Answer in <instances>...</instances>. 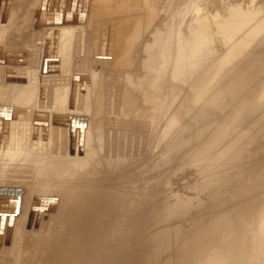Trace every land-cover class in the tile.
Listing matches in <instances>:
<instances>
[{
  "label": "rangeland",
  "instance_id": "rangeland-1",
  "mask_svg": "<svg viewBox=\"0 0 264 264\" xmlns=\"http://www.w3.org/2000/svg\"><path fill=\"white\" fill-rule=\"evenodd\" d=\"M41 1L42 0H38L39 4L45 2V0H43L42 2ZM78 2L79 1H77L76 9L73 10L74 12L73 15H69L68 11H72V9H71V6L67 5L68 0H65L64 2L61 3L63 11L62 13H60V15L63 16L64 18H67L66 20L68 24L70 23L72 25V26L70 25V30H68L66 34L64 33L62 34L63 39L65 40L63 42H66L69 40L72 43V45H77L75 47H80V49L83 47L82 49L84 50V53H83L84 60H82L83 63L81 62L79 64L68 63L69 65L62 64L64 68H71L73 66L74 72L68 76L69 78L61 82L56 87H53L52 85L48 86V88L50 87L48 91H45V92L38 91L34 93L32 92L26 93V91H28V89L30 88L28 84L29 81H26V79L30 80L31 78H35L36 80H39L40 77H37V76L33 77V75H29L28 73L27 77H25L22 81L19 80V78L28 69L26 67H23L21 63L11 65L9 68H6V70H3V73H0V86L2 85L0 89V188L7 187V188H12V189H20L22 191L21 199L13 200L14 198H12L10 200L7 199L4 202V210H7L8 212L4 220L8 219V217L9 219L10 217H13L10 221L16 224L18 223L17 224L18 226L23 224L21 223L23 220L25 226L28 227L30 224L29 227H31L32 224L28 223L31 216L29 218L27 217L29 216V214L32 213V211L34 212V211H37L43 208L47 209L48 207L51 208L50 210H46L47 213H45V216L41 214L43 216H41L37 220V222L39 221L42 223V227L44 225L46 226V227L45 226L43 227L42 234H41V231L37 229L35 231V234L31 232L32 236H30V232L29 234H27L28 232L27 233L25 232L27 236L25 235L26 237H22V240L25 242V244L27 243L34 244L36 248L40 246H41L40 248H43L42 250L38 249L39 254L41 253L42 255L37 254L38 256H36V252H34L35 256L31 257L32 259H30V264H32V262L34 264H40L39 260L43 258L45 253L47 255V256L45 255L46 258H48V254L53 245V241L55 240V237L57 238L59 235L61 237V235L63 234V233L60 234L59 230L57 234H54V231H56V228L60 226L63 229L62 232H64L63 227H65L67 224L70 223L69 220L71 221V219H73L72 218L73 211H74L73 215L76 218V219L74 218L73 220H75L76 223L77 222L79 223V225L78 224L77 225L78 227L81 228V231L84 233L86 232V228L88 226H92L94 224L99 230L107 222L110 223L109 225H111L113 221L111 222L108 221L109 219H107V217L104 218L102 221L99 220L100 213H98L97 205L94 204V202H92L91 204L89 203L86 204L87 206L86 205L84 206L86 209L85 210L82 207H77V204H78L77 201L80 200L82 196L80 197L79 195L74 193L75 196L71 198L69 201L67 200V198L70 197L68 194L72 192L71 190L76 189L81 186H82V189L86 192L85 194H89L90 191L94 189V187L96 186L98 188L96 193L106 191L108 192L107 199L113 198V195H114L113 192L115 191L112 185L110 187V183L112 182L113 185L118 188V190L121 188L120 189L122 190L121 195L125 196L124 198L125 202H124V207L120 208V210H118L117 212V215H116L117 221H115L110 226V228H106L105 230V234L107 235L106 236V247H103L102 243L99 245L100 247L97 245L98 235L99 233L102 232V231L97 230L98 233L92 235L91 236L93 237L92 239L90 237L91 242L93 243L94 241L93 248H92V245H90L92 244L90 243V241L81 240L82 245L80 244L81 248H80L79 253L76 252V253L69 255V258L68 260H65L66 261L65 263H64V259L61 258L60 259L61 263L56 262L55 264H87L88 260H90L88 264H93V263L103 264L104 262H106L105 259L101 258L104 255V252L106 254L107 262L114 264L115 262H118L123 257L125 260H128L130 254L132 253L131 255H133V252L135 253V251L136 252L141 251V254L143 255L146 254L148 250L146 249L147 243L145 242H149V244L152 243L151 248H150V255L146 258V262H144L145 260L143 259V256L140 257L138 255L137 259L135 258L137 260L136 261L137 264H172L174 262H178L186 258L187 259L183 261L182 264H197V261H199L202 258V255L200 256L201 248L199 249L198 244L203 243L204 241L196 240L195 236L192 234L191 239H187V241H184V238H182L181 239L182 243H179V240H178L179 237L176 238V236L174 237V235H176L178 231H179V234L181 233V235H184L186 230L182 227V225L180 226L178 221L177 222L175 221L177 219L179 220L180 218L164 216V219H161L163 205L164 206L165 204L168 205L167 202L169 201V198L172 201L177 200L179 198L183 199L186 203L185 205L186 209H184L181 213L185 214V211L191 209L189 211L191 212L190 214L191 215L195 214V218H198L199 220V223H198L199 225L196 229L197 231L203 228L207 224V220L213 214L214 215L212 217L217 215V209L221 208L219 204H222V201L224 203L227 201V199L229 200L235 197L233 194L234 193L233 187L238 184L237 181L222 180L220 176H217L214 179V184L217 188L216 194L212 196H208L207 192L209 190V187L208 186L205 188H200V186L197 187V184L195 183V178H194V171L189 166L190 158H188V156L193 154L195 152V149H197L195 144H197L198 141L202 140L203 138L202 136L204 133L211 130L213 127H215L217 129V132H220L222 136L231 134L240 140H243V136H244L247 139L245 146L250 149L252 148L253 150V152L248 151V153L245 152L246 150L245 147L243 150L242 149L237 150V154L232 162L233 163L232 169L235 171V169L237 168L236 169L237 171L239 169L240 162L243 163L246 158L244 156H249L248 160H250V163L248 166H250L251 171L254 172V182L258 181L259 183L260 180L262 181L258 184L259 187L257 186V184L253 182V178H251L252 180L251 182L253 183V185L247 180L245 183V185L246 184L248 186L251 185L250 188L246 187L247 186L246 185L245 186L246 188H248L249 190L253 189V191H251L252 196H253L252 199L256 197L257 199H254V201L251 200V203H249V201H246V203L245 204L243 203L240 207L241 209L247 207L249 210V214H252V211L261 203L260 198H261V195L264 193V188H263L264 186V110L260 109L262 108V105L259 107L255 105V103L260 102V98L258 96L260 95L261 91L258 88H256L254 92L252 90L246 91L248 95L255 97L247 101L248 105H245V102L240 103L239 105L235 106L230 112L223 113L222 109L221 111L220 109L216 110L213 104L215 79L211 78L210 76H201V75L198 76L197 74H188L189 71H187L186 69H183L186 71L184 72V74L183 73L180 74V76L182 77L177 76V75L169 76L168 79L171 85L167 86L166 88L167 100L164 102L162 106V112L159 115V117L156 119V121L154 122L151 129L148 124L152 119L150 117L147 118V121H146V119L143 118L144 116L134 115L135 117L134 118L133 116L128 115L129 119H126L128 118V116H126V113L123 111L122 107L121 109H120V106L118 107V104L124 107V105L128 101H125L126 102L125 104L124 103L122 104L121 101L118 103V100L120 98L117 96L115 98V95H114V91L116 92V89H117L116 86L118 87L120 86L119 83L121 84V82H118V81H121V78H119L118 76L123 75L122 74L123 70L116 65V62L114 60H111L113 58V55L116 54V52L118 53L123 48L126 42H129L130 40H135L134 48L129 53L128 58H126V60L124 61L125 64L127 63L131 65L141 64L142 67L147 68L149 57L153 56L154 58H158V59L165 58L170 53V40L166 38L162 33L163 32L172 33V28L174 27V24L176 23L178 19H182V18L187 19L191 15H193V19H196L197 15L196 14L194 15L193 13L196 10V6H197L196 4L197 2H199V0H127V1L126 0H122V1L120 0H88V7L86 10V13L84 14H83V12L85 11L83 7L84 0L82 3V7H81V4L79 5ZM112 2H114V5H116L114 6V8L112 7L113 6ZM216 3L220 5L218 10L211 11V13L208 14V11L206 9L208 6H211V4L207 3L208 6L206 5L203 8V12L200 14V16L205 19L210 15L209 17H211L212 19L211 18L207 19V21L213 22V16H215L217 12L219 11L222 12L223 17H225L227 14L226 13L227 9L233 6H241L245 10L247 9V11H250L252 13L257 12L260 8L264 9V0H255V1L254 0H218V2ZM105 4L108 5L109 7H112L111 8L113 9L112 11L115 10L117 14L119 13L118 15H120L121 17L130 14L129 15L130 19L133 18L132 24L136 23L134 27H137L139 24H141V22H144L143 24L137 27L138 32L141 31L140 32L141 34L138 36V38L132 34H128L126 36V39H124V43L121 41V44L123 43L122 45L120 46L114 45L116 49L110 50V51L105 49L107 46L105 42H100V44L95 45L94 42L91 41V38L89 37L88 34H86V31H85L86 25L91 21V19L94 20L96 23L115 27V22L114 23L108 22L107 14L105 13V11L102 10ZM121 4L123 6H121ZM124 5L127 8L130 6L127 11H124L126 10L125 9L126 7ZM134 5H136L137 7ZM216 6L217 5L211 6V8L215 9L214 7ZM28 7L34 8L35 6L31 5ZM116 7H118V9ZM121 7L123 9L119 10V8ZM17 8L22 9L21 6L19 7L17 6ZM153 8H156L157 11L156 9L154 11ZM111 13H115V12H111ZM117 14L116 16H118ZM148 17L150 18L148 19ZM33 19L36 21L38 17H33L30 14L29 17L27 18L23 19L21 17L20 19H18V22L16 21L12 25H7L6 27H0V32L6 33L3 38V41H4L3 44H7V45L11 44L13 48H22V49L24 47H21V46H23L24 44L26 46L27 45L37 46V47L41 46L44 40V35L39 36L37 38V41H33V37L35 36H32L33 35L32 34L31 40L29 41V43L27 42L28 38L25 39L24 37V33L25 32L27 33V31L24 32V30L28 28V25H31L30 23H31V20ZM139 19L140 21H138ZM176 26H177V23L175 24V27ZM12 27L15 29H13ZM9 32L12 34H8ZM5 37L7 39H5ZM222 38L223 37L221 35L215 36V40H217L215 41V45L217 46L215 47V49L217 53L220 54L221 56H223L226 53L225 48L223 47ZM120 39L123 40L122 38ZM155 41H156L157 47H153L151 45ZM220 45L223 48H220L221 47ZM114 46L112 48H114ZM147 46L148 47L150 46L151 51L147 50L148 48ZM174 53H175V50L172 53H170L169 58L167 60L168 63L170 64L169 70H168L169 74L172 72L173 67H174L173 66V60H174L173 58L175 57ZM262 54L263 53L256 54V55L261 56ZM101 55H102V58H101ZM248 55L251 56L252 59H254L255 55L254 53H252L251 50L248 53ZM109 56L112 58H110ZM19 59L17 60V62L21 61V59L20 61ZM13 60L15 59L13 58ZM189 60L190 59H187V58L185 59L184 61L185 66H187L186 63L190 62ZM191 62H192V59H191ZM97 66L99 67L97 68ZM94 67L97 68V71ZM105 67H108L111 70V72L110 70L108 71V69ZM111 67H114V68H111ZM76 68L79 70H77ZM100 69L102 71H100ZM248 69H251V72H256L258 74L261 72V74H264V62H259V61L253 62L252 61V64H249L247 67L241 66V68H238L237 71H235L229 77L233 81L235 78L234 77L235 74L245 72ZM87 72H89V74ZM105 72H108V74ZM224 74H226V72H224ZM101 76L104 78H101ZM89 77L91 78V81H94L95 79L94 83L92 82L94 85H92L90 81L89 83H87L88 81L87 82L85 81ZM99 77H100V80L98 79ZM77 81H79L80 83ZM16 82H18L19 84L16 85ZM100 82L102 85L100 84ZM77 83H79V85ZM11 85L13 87L14 85H16L15 86L16 89H14L15 87L11 88L10 87ZM78 86L83 88L82 98H81L82 103L85 102L86 100L85 98H87V94L90 92V90L95 91L97 89L96 90L97 92L98 91L97 87L99 86V92L97 93L100 94L101 96L99 97V95H97L96 92H95V96H97L100 100L96 98L97 102L94 104H96L95 106L97 107V104L99 103L98 105L101 107V109L102 110L104 109L103 110L104 116L100 114L102 113V110L100 109V107H97V108L94 107L95 109L93 108V111L95 112L92 111V113L89 112L88 114H86L88 118L92 116L91 117L92 119L89 118L91 119L92 123L91 122H86V123L79 122L80 119H78L73 112L74 106H75V95H74L75 91L81 89ZM101 86L104 87L102 88L103 92H102V89L100 88ZM233 86L234 88H236L238 93L241 91L237 81L233 83ZM7 87H10L7 89L8 91L6 90ZM11 89L13 91H11ZM5 90H6V93L4 92ZM263 90H264V85H263ZM93 91H92V94H90L92 96H94ZM106 92L110 94H107ZM12 96H14V98ZM109 97H111V99H109ZM11 100H13L12 102L14 103H12ZM101 100L102 102L104 101L105 103L103 102L104 103L103 104ZM71 101L72 103H74L73 109L71 108ZM230 102L232 101L229 98L222 99L219 105L224 106L225 104L230 103ZM6 105H9L10 107L11 106L12 107L11 108L8 107L6 109ZM127 105H129V103ZM255 107L261 110V112H259L258 114L255 113L253 111ZM17 108L19 109L15 111V113L13 114L12 112L14 111V109H17ZM182 108L183 110L181 111ZM98 110L101 112H99ZM167 111L169 112L168 114H167ZM172 111L180 112L181 116L177 117V115L174 114L175 116L173 117V121L176 124V126L183 133H185L186 138L184 139V143L179 144L178 141L182 137L180 138L179 135L174 134L170 130L169 118H171ZM35 112H38V114ZM55 113H57V116ZM94 113H96V115H92ZM33 114H37L36 116L41 117V118L42 117H46V118L44 120V118L41 119L38 117H34L35 118L34 119L32 117ZM101 116L105 117L106 119L104 118L105 120H103ZM94 117L95 118L97 117V119H95ZM98 117L101 118L100 121ZM31 118H33L32 119L33 121H31V124L33 123L32 125L30 124ZM50 118L52 119L53 123L49 125V123H51ZM131 118H132L131 120L132 122L130 121ZM25 120H27L29 123ZM54 120H55V123H54ZM106 120L107 122H104ZM23 121L24 123H27L28 125L29 124L30 125L28 126L27 124H25L26 126H24ZM46 121L47 122L49 121V122L47 123ZM62 121L65 122L68 128H66V126L64 125ZM56 122L58 124L62 122L63 124L61 125L63 127V130L64 128L65 130L62 131V127L60 125H59L60 127L56 125L57 124ZM73 122L76 123V126L78 127L76 132L81 131L82 127L84 128V131L86 132L85 133L86 143H88L90 140H95L96 137L99 140V137L101 136L100 141L102 142L103 151H104L101 157V150L99 149V147L96 146L95 141H92L91 149L78 148L77 151L82 152L81 155H84L86 159H89L91 161V163L89 162L88 165H86V167L85 166L78 167L80 169L72 165L74 162L72 161V159L75 160V158H73V150H70L65 147V144H68L67 146L72 145L73 143V139H71L73 138L72 135L75 136L76 134V132L74 133L71 130L72 127L74 126V124H72ZM130 122L133 124V126L128 127L126 123H130ZM202 122H203V125L201 126V128H199L200 123ZM67 123H69V125ZM42 126H44V128ZM48 126L49 128L45 129V127H48ZM51 126L52 128L54 127V129L57 128L58 130L52 129ZM115 127H117V129ZM27 128H30V130ZM51 129L55 132L57 131L56 132L57 135L55 134V132H52L53 134H51V131H52ZM59 130L62 133H60ZM244 131H245V134L240 133ZM42 132H44V134ZM133 132H136L137 134ZM39 133L41 135H38ZM96 133L98 134V136H96ZM142 133L144 134L145 138ZM148 134L151 135L153 139L155 137L159 138V139H156V138L154 139V143H158V146L156 148H160L159 153H156L155 155V158H156L155 160H157L158 162L156 161L154 164L155 167L153 166V174H152L153 177L151 176L149 178L148 174L147 176H142V177L140 176V180H139L140 182L137 188L138 194L134 196L132 193V189H130L131 184L129 182L131 179L129 177V167L133 164L132 159L135 158L134 155H137L138 154L137 152L141 150L142 144L144 145L146 141L144 139H146L149 136ZM35 135L37 137L43 136L42 138H44L43 140L45 141L43 142L42 140H40L42 138L40 137L37 138ZM129 136H133V137L137 136V138L132 139ZM125 137L126 139H124ZM31 138H32V141L28 140ZM58 141L59 143L62 141L65 144L63 143L61 144V146L58 147L57 146ZM132 142L134 143L132 144ZM34 143L35 145H33ZM37 144H38V147H37ZM134 144L137 147H135ZM129 147L131 149H129ZM132 148H135L136 151ZM128 149L131 153L127 151ZM54 151L56 152L59 151L60 155L58 154L59 152L56 154ZM83 151L88 152L90 154H86V153L83 154ZM221 151H223V149ZM69 152L70 154L68 155ZM127 152L129 153L131 158L128 157L129 155ZM61 154H64V155H62L61 157ZM50 155H52V158ZM67 155H68V159H67ZM118 156L121 159V165H120L121 168L119 170L117 169L114 170L112 166H114L115 164L112 163V165H107V172H106L105 170L106 167L104 166V164L107 163L108 161H112L114 159L116 160ZM59 157L61 158L60 161H59L60 159ZM44 158L46 160L41 161V159H44ZM99 159H100V162H97L96 164L95 161L96 160L98 161ZM217 159L219 160L218 156H217ZM69 160L72 162H70ZM58 161L59 163H57ZM102 162L103 164L101 165ZM99 164H100V167H98ZM217 164H218L217 162L214 163V165H217ZM74 167H76V169ZM159 168L161 170L162 169L164 170L160 171V173L156 175L155 171ZM66 169H69V170L66 171ZM74 169L76 170V174H75ZM154 169L156 170L154 171ZM101 173L105 175L103 179H102L103 175ZM83 176L84 177L86 176V177L81 178ZM256 176L259 179H257ZM97 177H99V179L101 178V180H99ZM90 178L95 179V180H92L93 182H91L89 181ZM96 179L101 182L98 183ZM106 180H108L109 182H107ZM88 183H90L89 186H88ZM96 183L97 185L94 186V184ZM57 189L58 191H56ZM248 189L246 190V193L249 192L248 194H251V192ZM258 190L259 192H256ZM51 191L53 193H51ZM37 194L39 196L42 194V197H39ZM54 194H55V197H53ZM230 194L231 195L233 194V196H231ZM56 197L57 199L60 198L61 200L60 199L57 200ZM52 198H55V199H52ZM54 200L58 201V203ZM64 200L65 201L67 200V201L64 202L65 205L62 203L63 207L60 206L56 209L54 208L56 205H58L60 202ZM153 200L155 202L156 201L159 202L160 200H162V203H163V205L160 206L159 210L155 213V215H153L152 212L149 210L151 205L153 204L152 203ZM216 201H217V204H216ZM241 201H239V203ZM197 203L199 205H197ZM14 204H17V209L12 208ZM131 206L133 207V209L131 208ZM63 208H65V210ZM58 209H61L63 213L60 211V215H59L58 214L59 211L56 212V210ZM157 209L158 207H155V210ZM12 210H13V213L11 212ZM242 211H244V209ZM146 217L149 218L148 222H146L147 224L144 222V219ZM246 217H248V215H246ZM0 218H2V215H0ZM49 218H52L53 220ZM19 219L21 220L19 221ZM26 220L28 221L26 222ZM119 220L120 222H118ZM161 220H163V222ZM0 222H1V219H0ZM101 222L103 223L102 225H101ZM193 224L191 223V225ZM232 224L231 222H229L226 225V229L227 230L236 229L237 234L241 236L245 235L244 230L242 228L244 226L242 219H239V218L233 219ZM259 225H260V222H259ZM179 227L181 229H179ZM194 228L195 226L193 225L192 230ZM14 231L18 232L16 228L14 229ZM17 232H15L16 235H17ZM143 232H145V236L142 235ZM42 235H44L43 236L44 238H41ZM138 235H141V237L138 238L137 237ZM247 236L249 237L250 241H243V240L242 241L241 240L240 241H226V244H227L226 247H224L222 251L219 252V255L221 256V258L223 259L224 255L228 257L229 255L228 247L234 246L236 252L233 258L236 259L237 264H264V257L262 256L255 257V254L251 253L250 251L251 244L254 246V249H255L256 243H258V244H262L261 245L262 248L260 249L259 252L261 254H264V227L258 228V223L256 225L254 224V226H251L249 224ZM133 239L134 240L136 239V241H132ZM210 241L213 242L212 240ZM87 242H89V244ZM130 245H131V248H128ZM64 248H65V245L61 244V246L58 247L59 252L60 253L63 252ZM202 248L205 249L206 246L203 245ZM94 249L96 250L94 251ZM99 251H104L103 255L99 256L100 253L102 254V252H99ZM92 252L94 253V255ZM196 253H197V257L196 259L193 260V255L195 257ZM97 255L100 258H98ZM134 255L136 256V254ZM151 257L153 258L154 262H152ZM138 258L140 261L138 260ZM134 260L130 257L128 262L127 263L125 262L124 264H135Z\"/></svg>",
  "mask_w": 264,
  "mask_h": 264
},
{
  "label": "bare ground",
  "instance_id": "bare-ground-1",
  "mask_svg": "<svg viewBox=\"0 0 264 264\" xmlns=\"http://www.w3.org/2000/svg\"><path fill=\"white\" fill-rule=\"evenodd\" d=\"M78 1H79L78 2L79 5L81 4V7H82L83 0H78ZM120 1H122V0H120ZM45 2L39 4L38 0H1V3H0V27H6L7 25H12V24H14V22H16V21L18 22V19H20L21 17L24 19V18L29 17V15L31 14L33 17H38V19L36 21L34 19L31 20V23H30L31 25H28V28H27L28 30L27 29L24 30V32L27 31V33L26 32L24 33L25 39L28 38V41L27 40L26 41L29 43V41L31 40L32 34H33L32 36H35V37H33V41H37V38L39 36L44 35V40H43V43L41 46H39V47L30 46V45L26 46L24 44L25 42L23 41L24 43H22V44H24V45L21 47H24V48L22 49V48H13V46H11V44L10 45L3 44V42H4L3 38H4L6 33L0 32V73H3V70H6V68H9L11 65H14L12 63H9L10 61L6 62L7 58H9L8 60H12V58H14L17 61L20 57V59H21V61L19 59L20 63L22 64L23 67H26L28 69L19 78V80L22 81L25 77H27L28 73H29V75H33V77L34 76L40 77L39 80H36L35 78H31L30 80L26 79V81H29L28 84L30 86V88L28 89V91H26V93H31V92L34 93V92H38V91H44L45 92V91L49 90L50 87L48 88V86H50V85H52L53 87L58 86L61 82L65 81L67 78H69L68 76L74 72L73 66L71 68H64L62 66V64L63 65H67L68 63L79 64L80 62L83 63L82 60H84V58H83L84 50L82 49L83 47L81 49H80V47H75L77 45H72V43L69 40H68L69 42L68 41L63 42L65 40L63 39L62 34L63 33L66 34L67 31L70 30L71 24L70 23L68 24V22L66 20L67 18H64L63 16L60 15V13H62V11H63L62 5L58 7V9H57L58 13L56 14V13H54L53 7L51 9H49V7H47L48 0H45ZM71 2H72V0H68L67 5L71 6ZM114 2H112L113 8H114V6H116V5H114ZM131 2H133V1H131ZM216 2H218V0H199V2H197V4H196L197 5L196 10L193 13L194 15L195 14L197 15L196 19H193V15H191L187 19H185V18L178 19L176 21L177 26L175 27V24H176L175 23L174 27L172 28L173 34L170 32H163L162 31L163 32L162 34L170 40V53H172L175 50V53H174L175 57L173 58L174 59L173 60V66L174 67H173V70L170 74L168 72L170 64L167 61L170 53H169V55H167L163 59L162 58H159V59L154 58L153 56L149 57L148 63H147V68L142 67L141 64H135V65H131L128 63L125 64L124 61L126 60V58H128L129 53L134 48L135 40H130L129 42H126L124 44L123 48L118 53L116 52V54L113 55V58L109 56L110 58H112L111 60H114L116 62V65L123 70V73H122L123 75L118 76L119 78H121V81H118V82H121V84L119 83L120 86H118V87L116 86L117 89H116V92L114 91V95H115V98H116V96L120 98L118 100V103L121 101L122 104L123 103L125 104L126 103L125 101H128L124 105V107L121 106L120 104H118V107L120 106V109L122 107L123 111L126 113V116L129 115V116L134 117V115L135 116L140 115V116H144L143 118L146 119V121H147V118H149V117L152 118L151 121L148 123L149 127L151 129L154 122L156 121V119L159 117V115L162 112V106H163L164 102L167 100L166 88H167V86L171 85V83H169V79H168L169 76H172V75L180 76V74H182V73L184 74V72L186 70L189 71L188 74H197L198 76L199 75L210 76L211 78L215 79L213 104H214L216 110L220 109V111H221V109H222L223 113H226V112H230L235 106L239 105L240 103L245 102V105H248L247 101H249V100H251V98H255V97L248 95L246 93V91L252 90L254 92V90L256 88H258L261 91V93L258 96L260 98V102L255 103V105L258 107L262 105V108H260V109L264 110V90H263L264 74H261V72L259 74L256 72H251V69H248L245 72L235 74L234 75L235 78L233 81L229 77L235 71H237L238 68H241V66L247 67L249 64H252V61L253 62H257V61L264 62V9L260 8L257 12L252 13L250 11H247V9L245 10L241 6H233V7H230L229 9H227V11H226L227 14L225 17H223L222 12L219 11V12H217V14L215 16H213V22H208L207 19L211 18V17H209L210 15L204 19L200 16V14L203 12V8L206 5L208 6L207 3H210L211 6L217 5L216 7H214L215 9H212L211 6H208L206 9L208 11V14L211 13V11L218 10L220 5H218ZM129 4H131V3H129ZM31 5L32 6L34 5L35 7L34 8L28 7ZM53 5H54V3H53ZM17 6L18 7L21 6L22 9L17 8ZM121 6H123V5L121 4ZM134 6H136V5H134ZM112 7H109L108 5L105 4L104 7L102 8V10L105 11V13L107 14V21L108 22H110V23L115 22V27L108 26L105 24H99V23H96L94 20L91 19V21L86 25V30H85L86 34L89 35V37L91 38V41H93L95 45L100 44V42H105L107 44L105 49L109 50V51L115 50L116 49L115 46L122 45L124 43V39H126V36L128 34H132L138 38V36L141 34L140 33L141 31L138 32L137 27L144 23V22H141V24H139L137 27H134V25L136 23L132 24L133 18L130 19V16H129L130 14L121 17L120 15H118L119 13L117 14V12L115 10L112 11L113 10V9H111ZM129 7L128 8L126 7L125 8L126 10H124V11H127L129 9ZM116 8L118 9V7H116ZM42 9H45L44 13L42 12ZM120 9H123V8L121 7V8H119V10ZM153 9L155 11L156 8H153ZM162 9H163V7H162ZM156 11H157V9H156ZM111 12H115V13H111ZM116 14L118 16H116ZM135 15H136V13H135ZM41 17H43L44 20H46L47 17H50L51 19H54V23L41 22L42 21ZM112 18H114V19H112ZM149 18L150 17H148V19ZM138 21H140V19ZM136 22H137V20H136ZM194 22H196V23H194ZM20 23H22V22H20ZM137 24H138V22H137ZM13 29H15V28H13ZM166 29H168V28H166ZM10 32L8 34H12ZM8 34H7V36H8ZM216 35H221L223 37L222 43H223V47L225 48V51H226V53L223 56L218 54L216 49H215V47H217L215 45V41H217V40H215ZM120 38H122L123 40H121ZM5 39H7V38L5 37ZM40 39H42V38H40ZM121 41L123 42L122 44H121ZM218 42H220V41H218ZM148 45H149V43H148ZM151 45L153 47H157L156 41ZM113 46H114V48H112ZM223 47L221 46L220 48H223ZM148 48H147V50L151 51L150 46ZM26 50H27V52H26ZM250 50L255 55L254 59H252L251 56L248 55ZM260 53H263V54L261 56L256 55V54H260ZM20 54H21V56H20ZM45 54L48 55L47 57H48L49 61L46 63L47 66H46V69L44 70L43 67H44V63H45ZM101 58H102V55H101ZM186 58L190 59L189 60L190 62L186 63L187 66H185V63H184ZM191 59H192V62H191ZM100 62H101V60H100ZM160 62H162V63H160ZM104 64H105V62H104ZM99 66H97V68ZM114 67H111V68H114ZM97 68H95L96 71H97ZM105 68H107L108 71L110 70L108 67H105ZM183 69H186V70H183ZM77 70H79V69H77ZM27 71H29V72H27ZM100 71H102V70L100 69ZM110 72H111V70H110ZM224 72H226V74H224ZM87 73L89 74V72H87ZM105 73L108 74V72H105ZM104 75H106V74H104ZM180 77H182V76H180ZM101 78H104V77L101 76ZM98 79L100 80V77ZM106 80H107V78H106ZM85 81L86 82L88 81L87 83H89V81H90L91 84L94 85L93 83H94L95 79H94V81H91V78L89 77ZM235 81H237L239 88L241 89L240 92L243 94H241L240 92L238 93L236 88H234L233 83ZM77 82H79V81H77ZM101 82H100V84H101ZM14 83H15V81H14ZM79 83H77V84L79 85ZM162 83H164V84H162ZM17 84H19V83L16 82V85ZM16 85H14V87ZM98 85H99V83H98ZM1 87H2V85L0 86V89H1ZM10 87L14 88L12 85ZM10 87H7L6 90ZM78 87H80V86H78ZM97 88H98L97 92H99V86ZM100 88L102 89L104 87L101 86ZM107 88H109V87H107ZM14 89H16V87ZM82 89L83 88L75 91V94H74L75 95V106H74L73 112L76 115V117L78 119H80L79 122L86 123V122H91V119H92L91 118L92 116H90L91 114L89 115L90 116L89 118H91V119H89L86 114H88L89 112L92 113L93 108L96 107L95 106L96 104H94L97 102L96 98L98 100H100V99L97 96H95V92L97 89L95 91L92 90L95 97L90 95V94H92V91L90 90V92L88 93L89 95L87 94V98H85L86 99L85 102L82 103V99H81L82 98ZM6 90L4 91L5 93H6ZM11 91H13V90L11 89ZM110 91H112V90H110ZM9 92H10V90H9ZM102 92H103V89H102ZM107 94H110V93H107ZM97 95H99V97L101 96L98 93H97ZM12 97L14 98V96H12ZM227 98L231 99L232 102L227 103L224 106H222V105L220 106L219 105L220 101L222 99H227ZM109 99H111V97H109ZM12 101L13 100H11V102ZM122 101H124V102H122ZM87 102H89V103H87ZM101 102H102V100H101ZM12 103H14V102H12ZM128 103H129V105H127ZM98 104H97V107H100ZM41 105H42V103H41ZM41 105H39V106H41ZM104 106H103V108H104ZM8 107H10V106L6 105V109ZM18 109L19 108L14 109V111L12 113L14 114L15 111H17ZM100 109H101V107H100ZM103 110H102V113H100L102 116H104ZM182 110H183V108L181 109V111ZM261 110H259L257 107H255L253 109V111L257 114L259 112H261ZM93 112H95V111H93ZM99 112H101V111H99ZM35 113L38 114V112H35ZM104 113H105V111H104ZM168 113L169 112L167 111V114ZM37 114H33L32 117L33 118L38 117V116H36ZM55 114L57 116V113H55ZM174 114H176L177 117L181 116L179 111L178 112L172 111L171 118H169L170 130L174 134L179 135L180 138L182 137L178 141L179 144L184 143V139L186 138L185 133H183L174 123V121H173V117L175 116ZM45 115H43V116H45ZM92 115H96V113H94ZM56 116H55V118H56ZM97 116H98V114H97ZM113 116H114V114H113ZM124 116H125V114H124ZM129 116H128V118H126V117L125 118L129 119ZM33 118H31L30 124H31V121H33L32 120ZM38 118H41V117H38ZM42 118H44V120H45L46 117H42ZM59 118H61V117H59ZM104 118L105 117H102L103 120L106 119V118L105 119ZM27 119H29V118H27ZM95 119H97V117ZM100 119L101 118H99V121H100ZM55 120H54V123H55ZM131 120H132V118L130 119V121ZM25 121H27V120H25ZM62 122L60 124H58L56 122L57 123L56 125H58V126L60 125L62 127L61 124L64 123V125L66 126L65 122H63V123ZM104 122H107V120ZM131 122L126 123L128 127L133 126V124ZM144 122H145V120H144ZM23 123H24V121H23ZM52 123H53V121L51 119V123H49V125ZM25 124H27V123H24V126H26ZM67 124L69 125V123H67ZM72 124H74V122ZM144 124H146V123H144ZM202 125H203V122L200 123L199 128H201ZM42 127L44 128V126H42ZM30 128H27V129L30 130ZM46 128H49V126L45 127V129ZM51 128H52V126H51ZM66 128H68V127L66 126ZM115 128L117 129V127H115ZM135 128H136V126H135ZM45 129H44V131H45ZM52 129H54V127ZM54 130H58V129L55 128ZM64 130H65V128H64ZM64 130L62 127V131H64ZM48 131H49V129H48ZM52 132H55V131L52 130L51 134H53ZM56 132H55V134H56ZM40 133L38 135H41ZM42 133L44 134V132H42ZM60 133H62V132L60 131ZM85 133L86 132L84 131V133L82 135L81 131H77L75 134V141L72 143V145L67 146L68 144H65L62 141L60 143L58 141V145H57L59 147V146H61V144L64 143L66 148L73 150V158H75V160L72 159V161H74L72 165L76 166L77 168L78 167H84V166L86 167V165H88L89 162L91 163V161L89 159H86L84 157V155H81L82 152L77 151L78 148H89V149H91L92 148L91 143H92V141H95L96 146L99 147V149L101 150V157H102V153H104L102 142L100 141V137H101L100 135H102V134L99 135L100 136L99 140L96 137L97 139L95 138V140H90L88 143H86L85 142L86 141ZM133 133H136V132H133ZM147 133H149V132H147ZM240 133L245 134V131L240 132ZM45 134H46V132H45ZM27 135H28V133H27ZM96 136H98L97 133H96ZM137 136L136 137L129 136V137L134 139V138H137ZM143 136H144V134H143ZM38 137L42 138L43 136H38ZM202 137L203 138L201 141H198L197 144L194 143L196 145V148H197V149H195V152L193 151L194 153L188 156V158H190L189 166L194 171V178H195V183L197 184V187L200 186V188H205L208 186L209 187V190L207 192L208 196L215 195L217 188L214 184V179L217 176H220L222 178V180H229V181L234 180V181L238 182V184L233 187V192H234L233 194L235 197H233L232 199H229V200L227 199V201L224 203L221 200L222 204H219V206L221 208L217 209V215L212 217L214 215L213 214L207 220V224L203 228H201L197 231H196V229L199 225L198 224L199 220H198V218H195V214L194 215L190 214L191 212H189V211L191 209L185 211V214L181 213L184 209H186L185 208L186 203L183 199L179 198L177 200L172 201L169 198V201L167 202L168 205L165 204V206L163 205L162 200H160L159 202H157V201L155 202L153 200L152 201L153 204L151 205L149 210L152 212L153 215H155V213L159 210L160 206L163 205V210H162V214H161L162 218L161 219H164V216H166V217L170 216L173 218L174 217L180 218L179 220L177 219L175 221L176 222L178 221L180 226L182 225V227L186 231H185L184 235H181V233L179 234V231L177 232L176 235H174V237L176 236V238L179 237V239H178L179 243H182V240H181L182 238H184V241H187V239H191L192 234L195 236L196 240L204 241L203 243L198 244L199 249L201 248L200 256L202 255V258L199 261H197V264H237L236 259L233 258L234 254L236 252L234 246L228 247V254H229L228 257H226V255H224L223 256L224 258L222 259L221 256L219 255V252L222 251V249L224 247H226V245H227L226 241H240V240L241 241L242 240L243 241H250L249 237L247 236L249 224L251 226H254V224L256 225L258 223V228L264 227V193L261 195V198H260L261 203L252 211V214H249V210L247 207L243 208L244 211H242L243 209H241V207H240L243 203L245 204L246 201H249V203H251V200L254 201V199H257V197L252 199L253 196H252L251 191H253V189L249 190L248 188H246V187L250 188L251 185H249V186L247 184H246L247 186L245 185L246 180L253 185V183L251 182L252 181L251 178H253V182H254V172L251 171L250 166H248L250 163V160H248L249 156H244L246 158H245V160L243 159L244 160L243 163L240 162V164H239L240 166H239V169L237 171H236L237 168L235 169V171L232 169V164H233L232 162H233V159L235 158V156L237 154V150H240V149L243 150L244 147L246 149L245 150L246 153H248V151L253 152V150H252V148L250 149V148L245 146L247 139L244 136H243V140H240L231 134L222 136L220 134V132H217V129L215 127H213L211 130L204 133ZM144 138H145V136H144ZM155 138L159 139L158 137H155ZM34 139H35V137H34ZM43 139L44 138H42L40 140H42L44 142L45 140H43ZM124 139H126V137ZM138 139H139V137H138ZM154 139L152 138L151 135H149L146 139H144V140H146L144 145L142 144V147L140 146L141 150L139 152H137L138 153L137 155H134L135 158L132 159L133 164L129 167V177L131 179L129 182L131 184L130 189H132V193L134 196H136L138 194L137 188H138V185L140 182L139 181L140 176L141 177L147 176V174H148L149 175L148 177L150 178L153 174V166H154L155 162L157 161V160H155L156 159L155 155H156V153H159V151H160V148H156L158 146V143H154ZM28 140L32 141V138L28 139ZM135 140H137V139H135ZM133 143L134 142H132V144ZM128 144H130V143H128ZM33 145H35V143ZM134 146H135V144H134ZM37 147H38V144H37ZM135 147H137V146H135ZM105 148H106V146H105ZM129 149H131V148L129 147ZM129 149L127 151H129ZM132 149H134L136 151L135 148H132ZM222 149L224 152L221 151ZM54 152L57 154L59 151L58 152L54 151ZM221 152H223V153H221ZM84 153L90 154L88 152L83 151V154ZM50 154H51V152H50ZM58 154L60 155V152ZM69 154H70V152L68 153V155ZM52 155H50L51 158H52ZM62 155H64V154H61V157H62ZM68 155H67V159H68ZM128 155H129V153H128ZM70 156H72V155H70ZM217 156L219 157V160L217 159ZM128 157H130V155ZM45 158L41 159V161L46 160ZM53 158H55V157H53ZM65 158H64V160H65ZM83 158H84V160H83ZM60 160H61V158L59 159V161ZM243 160H241V161H243ZM59 161L57 163H59ZM72 161H70V162H72ZM95 162L97 164V162H100V159L98 161L96 160ZM215 162H217L218 164L214 165ZM112 163L115 164L114 166H112V168L114 170L115 169L119 170L121 168V166H120L121 165V159L118 156L116 158V160L114 159V160L108 161L107 163L104 164V166L106 167L105 168L106 172H107V165H112ZM102 164H103V162L101 163V165ZM76 167H74V168L76 169ZM98 167H100V164ZM78 169H80V168H78ZM67 170H69V169H66V171ZM155 170L156 169H154V171ZM162 170H164V169H162ZM162 170L160 168L157 169L155 171L156 175H158L160 173V171H162ZM66 171H65V173H66ZM96 172H98V171H96ZM101 172H102V170H101ZM86 173H87V171H86ZM95 173H94V175H95ZM103 173H101V174L103 175ZM75 174H76V170H75ZM104 176L105 175L102 176V179ZM85 177L83 176L81 178H85ZM97 178L99 179V177H97ZM257 179H259V178L257 177ZM92 180H95V179H91V178L89 179V181L93 182ZM99 180H101V178ZM78 181H79V179H78ZM106 181L109 182L108 180H106ZM97 182L99 183L101 181L97 180ZM260 182H262V181L260 180ZM254 183L257 184V186L259 184L258 181L254 182ZM89 184L90 183H88V186H89ZM95 185H97V183L94 184V186ZM111 185L115 191V192H113L114 193L113 198L107 199V197H108L107 193L108 192H106V191L96 193L98 190V188L96 186L95 187L92 186V187H94V189H92L89 194H85L86 192L82 189V186H81V187H78L76 189L71 190L72 192L70 191L71 193L68 194L70 197H68L67 200L69 201L71 198H73L75 196L74 193H76L80 197L82 196L80 198V200L77 201V203H78L77 207H82L84 209H85L84 206L86 204H88V203L91 204L92 202H94V204L97 205L98 213H100L99 220L102 221L104 218L107 217V219H109L108 221H110V222L113 221L111 223V225H112L115 221H117L116 215H117L118 210H120V208L124 207L125 196L121 195V193H122L121 192L122 190H120L121 188L118 190V188L116 186H114L112 182L110 183V187H111ZM260 186H261V184H260ZM263 188H264V186H263ZM247 189L251 192V194H248L249 192L246 193ZM51 190H53V189H51ZM259 190H261V189H259ZM259 190L256 192H259ZM56 191H58V189ZM229 192H231V191H229ZM46 193H48V192H46ZM51 193H53V192L51 191ZM233 194L232 195L230 194V195L233 196ZM21 196H22V191L20 189H12V188H7V187L0 188V215H2V217L4 219L6 217V214H8V213H6L7 210H4V202L7 199L10 200L12 198H14L13 200H19V199H21ZM45 196H46V194H45ZM39 197H42V194ZM53 197H55V194ZM59 197H61V196H59ZM245 198H246V200H245ZM52 199H55V198H52ZM56 199H57V197H56ZM59 199L60 198H58L57 200H59ZM40 201H42V200H40ZM54 201H56V200H54ZM66 201L64 200V201L60 202L58 204L59 206L56 205L54 208L56 209V208L62 206L64 204V202H66ZM165 201H166V199H165ZM218 201H219V199H218ZM239 201H241V202L239 203ZM56 202L58 203V201H56ZM52 203H54V202H52ZM216 204H217V201H216ZM197 205H199V204L197 203ZM155 207H158V209L155 210ZM131 208L133 209L132 206H131ZM50 209L51 208L48 207L47 209L43 208V209H40V210H37L34 212L32 211V213L29 214V216L27 217V218H29L31 216L29 219V222H28V223H31L33 225V226L31 225V227H29L30 224L28 227L25 226L23 220L21 222L23 224L18 226L17 225L18 223L16 224V223L10 221L13 217H10V219L8 217V219L3 221V224H4V225H2L3 228L0 229V264H30V259H32L31 257L35 256L34 252H36V256L41 254V253L39 254V252H38V249L39 250L43 249V248H40L41 246L36 248L34 246V244H29V243L25 244V242L22 240V237L27 236L25 234V232L26 233L28 232L27 234H29V232H30V236H32L31 232H33V234H35V231L37 229H39V231H41V234H42L43 227L45 225L42 227V223L39 221L37 222V220L41 216H43V215L45 216V213H47L46 210H50ZM63 209L65 210V208H63ZM58 211H59L58 214L60 215L61 209L56 210V212H58ZM72 213L74 214V211ZM41 214H43V215H41ZM73 214H72V218L74 219L75 216ZM189 215H191V216H189ZM246 215H248V217H246ZM237 218L242 219V221L244 223V226L242 227L244 230V234H245L244 236L237 234L236 229H229V230L226 229V225L229 222H231V224H232V220L237 219ZM43 219H45V218H43ZM49 219H52V218H49ZM73 219H71V221L69 220L70 223L67 224L65 227H63L64 232H62L63 229L60 226H58L56 228V231H54V234H57L58 230H59L60 234L63 233L62 234L63 236L61 235V237H60V235H59L57 238L55 237V240L53 241V245H52L50 252L48 254V258H46L47 255L45 253L46 256L44 255L43 258L41 257L42 259L39 260L40 264H51V263L55 264L56 262L61 263V260H60L61 258L64 259V263H65L66 262L65 260H68L69 255L76 253V252H78V253L80 252V248L82 245L81 240L90 241V243H92L91 239L93 237H91V236L98 233L97 230H99L96 227V225L94 224L92 226H88L86 228V232L84 233L81 231V228L78 227L79 223L78 222L76 223L75 220H73ZM148 219L149 218L146 217L144 219V222L145 223L148 222ZM20 220L21 219H19V221ZM27 221L28 220H26V222ZM161 221L163 222V220H161ZM36 222H37V224H36ZM118 222H120V220ZM259 222H260V225H259ZM38 223H39V225H38ZM191 223L192 224L194 223L193 224L195 226V228L193 229L194 231L192 230L193 225H191ZM102 224L103 223L101 222V225ZM109 224L110 223L107 222L99 230L102 232L99 233V235H98V240H97L98 242L96 241L98 246L102 243L103 247H106V236L107 235L105 234V230H106V228H110L111 225H109ZM15 228L18 230V232L14 231ZM179 229H181V228L179 227ZM15 232H17V235L15 234ZM22 234H24V235H22ZM142 235L145 236V232H143ZM43 236L44 235H42L41 238H44ZM90 237H91V239H90ZM137 237L139 238V237H141V235H138ZM210 240H212L213 242H211ZM132 241H136V239L135 240L133 239ZM30 242H31V240H30ZM87 243L89 244V242H87ZM145 243H147L146 244V247H147L146 249L148 250L147 253L143 255V254H141V251H139V252L135 251V253L133 252V255H131L132 253L130 254L129 259H130V257L133 260L135 258L137 259L138 255H139L140 257L143 256V259L145 261L144 260H142V261L146 262V258L150 255V248H151L152 243L151 244H149V242H145ZM28 244H29V246H28ZM61 244H64L65 248L63 249V252L60 253L58 247L61 246ZM25 245H27V246H25ZM90 245H92V248H93L94 241ZM203 245L206 246L205 249L202 248ZM261 245L262 244L256 243V248L254 249V246L251 244L250 251H251V253L255 254V257H261V256L264 257V254H261L259 252L260 249L262 248ZM45 246H46V244H45ZM44 248H46V247H44ZM128 248H131V245ZM95 250L96 249H94V251ZM104 251H99V252H102V254L100 253L99 256L103 255ZM99 252H97V253H99ZM134 254H136V256ZM93 255H94V253H93ZM99 256L97 255L98 258H100ZM196 257H197V253H196L195 257L193 255V260L196 259ZM198 257H199V255H198ZM101 258L105 259V261H106L104 263L102 262L103 264H113V263L107 262L105 252ZM136 259L134 260L135 264H137ZM186 259H182V260H180L178 262H174L172 264H182V262L185 261ZM128 260H125L123 257L118 262H115L114 264H124L125 262L127 263ZM138 260H139V258H138ZM151 260H152V262H154L152 257H151ZM89 261L90 260H88V263H89ZM93 261H94V259H93ZM100 263H101V261H100ZM32 264H34V263L32 262Z\"/></svg>",
  "mask_w": 264,
  "mask_h": 264
},
{
  "label": "water",
  "instance_id": "water-1",
  "mask_svg": "<svg viewBox=\"0 0 264 264\" xmlns=\"http://www.w3.org/2000/svg\"><path fill=\"white\" fill-rule=\"evenodd\" d=\"M65 0H48V7H49V9H51V7H52V5H53V3H54V5H53V9H54V13H58V7L59 6H61V3L62 2H64ZM77 1L78 0H72V2H71V9H72V11H68L69 12V15H73L74 14V12H73V10H75L76 9V5H77ZM0 3H1V0H0ZM83 7H84V12H83V14L84 13H86V10H87V7H88V0H84V5H83ZM6 12V11H5ZM42 12L44 13L45 12V9H42ZM42 13V14H43ZM41 22H45V23H54V19H51L50 17H47V19L46 20H44V18L43 17H41ZM48 55H46L45 54V63H44V70L46 69V66H47V62L49 61V59H48V57H47ZM9 58H7L6 59V62H9V63H12V64H17V63H19L20 64V62H17L16 60H13V58H12V60H8ZM54 59V58H53ZM72 100V99H71ZM73 104L74 103H72V101H71V108L73 109ZM77 126H76V123H74V126L72 127V132H76V130H77ZM81 131H82V133L84 132V128H81ZM73 136V138H71V139H73V142L75 141V136L74 135H72ZM13 209H17V204H14V206L12 207ZM14 211H16V210H14ZM2 212V211H1ZM12 213H13V210L11 211ZM6 213H8L7 211H6ZM2 220H1V224H0V229L1 228H3L2 227V225H4L3 224V221H4V218L2 217L1 218Z\"/></svg>",
  "mask_w": 264,
  "mask_h": 264
}]
</instances>
